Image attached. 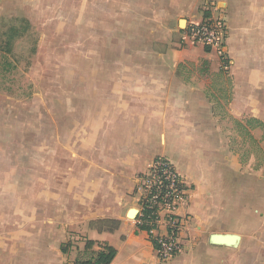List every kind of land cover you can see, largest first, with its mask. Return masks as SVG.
Here are the masks:
<instances>
[{"label": "crops", "instance_id": "crops-1", "mask_svg": "<svg viewBox=\"0 0 264 264\" xmlns=\"http://www.w3.org/2000/svg\"><path fill=\"white\" fill-rule=\"evenodd\" d=\"M207 6L211 12H202ZM168 14H189L195 24L223 16L232 93L225 111L235 118L263 111L264 0H189ZM181 21L187 22L178 20L179 27ZM197 51L211 71L221 68L214 52ZM192 60L183 53L125 55L120 62L109 56L100 82L77 91L76 125L86 129L90 146L77 160L90 183L70 187L65 173L58 196L18 184L12 172L29 173V153L0 151V170L6 164L9 177L0 183V264H63L61 226L69 222L72 199L75 208L85 202L91 208L90 216L75 211L78 222H117L111 230H92L117 250L111 264H264V168H245L233 152L205 82L184 77ZM157 157L170 161L186 188L177 210L185 221L182 250L166 262L128 217L139 209V177ZM154 234H164L163 227ZM212 235H234L236 242L213 244Z\"/></svg>", "mask_w": 264, "mask_h": 264}, {"label": "rangeland", "instance_id": "rangeland-1", "mask_svg": "<svg viewBox=\"0 0 264 264\" xmlns=\"http://www.w3.org/2000/svg\"><path fill=\"white\" fill-rule=\"evenodd\" d=\"M188 1L0 0V151L29 153L30 158L29 173L12 172L16 183L51 189L57 196L65 173L70 187L90 183L82 160H77V155L90 152V146L86 129L76 125V93L100 82L98 74L107 71L104 62L109 56L120 62L125 55L183 53L193 59L184 66V77L189 74L187 79L194 76L205 82L214 115L226 122L222 129L229 146L245 168H264V130L251 121L264 125V110L238 118L225 111L232 94L228 63L219 59L221 68L211 71L197 51L205 52L204 47L182 38L191 16L168 14ZM178 20L187 22L180 28ZM6 171L5 164L0 183H7ZM74 194L69 191V196ZM81 204L75 208V200L69 202V222L61 226L64 244L71 243L63 264H71L86 240L105 242L93 237L92 230L100 233L117 226L98 217L78 222L75 211L91 214L86 202Z\"/></svg>", "mask_w": 264, "mask_h": 264}, {"label": "built area", "instance_id": "built-area-1", "mask_svg": "<svg viewBox=\"0 0 264 264\" xmlns=\"http://www.w3.org/2000/svg\"><path fill=\"white\" fill-rule=\"evenodd\" d=\"M210 11L208 9L205 10ZM226 25L222 16L206 18L200 23H190L183 32L185 41L198 43L226 61ZM227 66V65H226ZM137 225L147 223L153 228L147 232L158 261L166 262L182 250L180 240L184 220L177 215V210L186 196L185 185L174 166L165 158H155L147 171L139 177ZM149 213L147 220L145 213ZM164 234H154L159 226Z\"/></svg>", "mask_w": 264, "mask_h": 264}, {"label": "trees", "instance_id": "trees-1", "mask_svg": "<svg viewBox=\"0 0 264 264\" xmlns=\"http://www.w3.org/2000/svg\"><path fill=\"white\" fill-rule=\"evenodd\" d=\"M205 52H209V48H204ZM255 123L256 127H260L264 130V125L257 119H251ZM150 212L145 213L144 218L149 215ZM112 221V220H110ZM116 222V221H112ZM117 223V222H116ZM139 231L149 232L153 226L147 223L137 225ZM151 242H153L151 240ZM153 244V243H152ZM71 248V243L61 245L60 251L63 255H67ZM117 255V250L109 245L107 242H96L93 240H86L82 249L76 250V255L71 264H111Z\"/></svg>", "mask_w": 264, "mask_h": 264}, {"label": "water", "instance_id": "water-1", "mask_svg": "<svg viewBox=\"0 0 264 264\" xmlns=\"http://www.w3.org/2000/svg\"><path fill=\"white\" fill-rule=\"evenodd\" d=\"M185 25V21H181L180 22V28H182L183 26ZM133 214L132 218L131 219H135L136 215H137V211L136 210H130V212L128 213V217H129V214ZM210 241L213 243V244H220V243H225V244H229V245H234L235 242H236V237L234 235H224V236H221V235H212L210 237Z\"/></svg>", "mask_w": 264, "mask_h": 264}, {"label": "bare ground", "instance_id": "bare-ground-1", "mask_svg": "<svg viewBox=\"0 0 264 264\" xmlns=\"http://www.w3.org/2000/svg\"><path fill=\"white\" fill-rule=\"evenodd\" d=\"M133 214H134V213H133ZM133 214L130 213V214H129V217L132 218Z\"/></svg>", "mask_w": 264, "mask_h": 264}]
</instances>
